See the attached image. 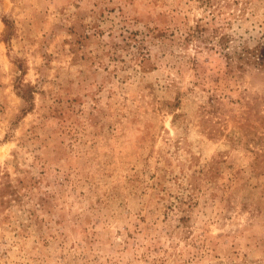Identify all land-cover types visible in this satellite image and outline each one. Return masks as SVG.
Segmentation results:
<instances>
[{"label": "rangeland", "instance_id": "obj_1", "mask_svg": "<svg viewBox=\"0 0 264 264\" xmlns=\"http://www.w3.org/2000/svg\"><path fill=\"white\" fill-rule=\"evenodd\" d=\"M0 264H264V0H0Z\"/></svg>", "mask_w": 264, "mask_h": 264}]
</instances>
